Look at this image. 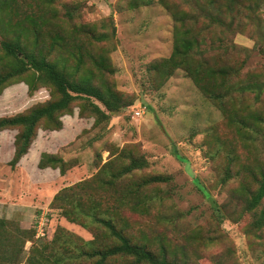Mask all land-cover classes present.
Returning <instances> with one entry per match:
<instances>
[{
  "label": "trees",
  "instance_id": "trees-1",
  "mask_svg": "<svg viewBox=\"0 0 264 264\" xmlns=\"http://www.w3.org/2000/svg\"><path fill=\"white\" fill-rule=\"evenodd\" d=\"M137 1L129 0L128 4L135 6ZM158 2L172 16L173 43L170 55L152 61L149 70L163 83L176 69H182L223 112L239 137L249 140L261 135L264 113L256 104L261 102L264 79L243 73L244 59L210 62L205 55L219 40L217 28L234 35L244 31L258 0H189L193 7L187 11L175 5L176 1ZM70 7L77 8L63 3L60 15L56 0H0V92L21 81L28 94L40 87L49 91L43 102L20 113L0 115V131H16L13 153L7 161L10 167L27 153L38 128L59 130L60 117L70 113L74 103L79 116L93 117L94 125L132 104L114 88L111 79L114 68L108 54L115 46L112 19L102 20L100 28L94 23L76 25L71 23ZM213 33L215 39L211 37L208 43V35ZM227 46L246 49L233 41L224 49ZM261 142L264 151V135ZM235 160L231 150L220 184L235 185L226 189L224 203L213 201V221L206 228L186 231L181 240L174 241L165 230L156 228L158 224L174 227L172 214L158 208L155 221H137L157 203L172 198V176L143 173L148 167L144 155L132 146L115 147L97 164L94 174L60 188L50 202L67 221L87 229L91 238L85 240L57 227L48 241L40 239L45 233L35 237L39 239L32 241L24 264H189L199 256L201 247L216 244L221 238L216 225L223 218L238 221L244 213L248 219L243 231L260 240L264 232V168L262 164L253 168L240 164L237 169ZM75 164L58 153L40 152L37 160L38 168L57 169L60 176ZM242 171L247 176L237 178ZM175 212L177 217L183 216ZM34 235V225L24 229L14 220L0 218V264H20L23 246ZM224 259L221 254L213 260L223 264Z\"/></svg>",
  "mask_w": 264,
  "mask_h": 264
},
{
  "label": "rangeland",
  "instance_id": "rangeland-1",
  "mask_svg": "<svg viewBox=\"0 0 264 264\" xmlns=\"http://www.w3.org/2000/svg\"><path fill=\"white\" fill-rule=\"evenodd\" d=\"M128 1L56 0V8L61 15L63 3L75 5L77 8H70L73 9L71 23L76 25L94 23L100 28L102 20L112 19L115 46L108 54L114 68L111 79L114 88L132 104L111 115L108 121L94 125L93 117L79 116V107L74 103L71 112L60 117L62 126L59 130L37 129L28 155L19 166L16 163L10 167L7 161L4 162L16 131H0V143H4L0 149L4 152L0 157V218L14 220L24 229L31 228L42 218L45 236L40 237L41 240L48 241L57 227L85 240L91 238L87 229L67 221L50 202L60 188L94 174L97 164L104 162L115 147L132 146L135 152L144 155L148 167L143 173L172 176V198L157 203L147 216L134 217H139L137 221H155L158 208L167 215L172 214L175 216L174 227L158 224L156 228L165 230L174 241L181 240L186 231L206 228L213 221V203L226 201V189L235 182L221 185L220 178L231 150L236 156L235 168L238 169L240 164L251 168L262 164L264 168L261 142L264 123L261 135L245 140L182 69H176L160 83L149 65L171 53L172 16L158 0H138L135 6H130ZM167 1L180 3L175 5L185 11L193 7L189 0ZM251 17L241 34L234 35L217 28L219 40L212 43L205 55L210 62L219 60L222 63L227 59L233 63L244 59L242 72L253 73L263 80L264 0H258ZM63 25L67 27L66 23ZM211 37L215 39V34L208 35V43ZM232 41L246 49L228 46L224 49L225 44ZM48 92L46 87H40L28 94L22 81L8 85L0 92V115L20 113L43 102L49 98ZM138 104L144 108L139 116H134L133 109ZM256 106L264 113V91ZM40 152L58 153L76 164L60 176L55 169L37 167L35 159ZM243 176H247L246 171L240 172L237 178ZM11 210L22 212L12 215ZM176 210L183 216L177 217ZM247 219L245 213L238 221L223 218L216 225L221 238L215 240L216 244L201 247L199 256L189 264H215L213 259L221 254L225 256L223 264H264V232L260 240L247 235L243 231ZM37 239L34 235L32 240L25 242L20 264H24L32 241Z\"/></svg>",
  "mask_w": 264,
  "mask_h": 264
},
{
  "label": "crops",
  "instance_id": "crops-1",
  "mask_svg": "<svg viewBox=\"0 0 264 264\" xmlns=\"http://www.w3.org/2000/svg\"><path fill=\"white\" fill-rule=\"evenodd\" d=\"M6 130V129H5ZM3 131V130H2ZM4 143H0V149H1V147H2V145H3ZM29 149H30V147H29ZM29 149H28V151H27V153L26 154H24L20 159H19V161L17 162V165L19 166L25 159H26V157H27V155H28V152H29ZM12 153H13V143H10V145H9V150L7 151V153L5 154V158H4V162H6V161H9V159L11 158V156H12ZM40 154V153H39ZM39 154L37 155V157H36V159H35V161L37 162V160H38V157H39ZM2 155H4V152H1L0 151V157L2 156ZM1 160V159H0ZM3 160V159H2ZM46 169V168H45ZM56 170V172H57V174L59 175V173H58V170L57 169H55ZM12 211V210H11ZM16 210H13L10 214H12V215H18V213H21V212H18V213H16L15 212Z\"/></svg>",
  "mask_w": 264,
  "mask_h": 264
},
{
  "label": "built area",
  "instance_id": "built-area-1",
  "mask_svg": "<svg viewBox=\"0 0 264 264\" xmlns=\"http://www.w3.org/2000/svg\"><path fill=\"white\" fill-rule=\"evenodd\" d=\"M144 105L138 104L133 109V115L139 116L143 111ZM35 237L42 236L44 234V221H42V218L40 220L35 221Z\"/></svg>",
  "mask_w": 264,
  "mask_h": 264
}]
</instances>
